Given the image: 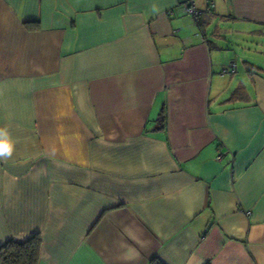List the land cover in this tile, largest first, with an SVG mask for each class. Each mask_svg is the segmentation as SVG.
Returning a JSON list of instances; mask_svg holds the SVG:
<instances>
[{
	"label": "crops",
	"instance_id": "1",
	"mask_svg": "<svg viewBox=\"0 0 264 264\" xmlns=\"http://www.w3.org/2000/svg\"><path fill=\"white\" fill-rule=\"evenodd\" d=\"M181 1L0 0V245L264 264V0Z\"/></svg>",
	"mask_w": 264,
	"mask_h": 264
},
{
	"label": "trees",
	"instance_id": "2",
	"mask_svg": "<svg viewBox=\"0 0 264 264\" xmlns=\"http://www.w3.org/2000/svg\"><path fill=\"white\" fill-rule=\"evenodd\" d=\"M239 90L233 91L229 100L237 98ZM165 114L161 111L158 118L160 124H164ZM41 239L38 234L33 235L23 243L8 240L0 245V264H37ZM151 264H161L153 259ZM206 264H210L209 262Z\"/></svg>",
	"mask_w": 264,
	"mask_h": 264
},
{
	"label": "built area",
	"instance_id": "3",
	"mask_svg": "<svg viewBox=\"0 0 264 264\" xmlns=\"http://www.w3.org/2000/svg\"><path fill=\"white\" fill-rule=\"evenodd\" d=\"M208 1V7L213 8L214 3L213 0H207ZM181 8H183L184 12L192 17L194 21H198L201 11L196 7L195 0H182L181 1ZM236 64L234 62H230L229 65L225 66V68L222 69V74L230 71L234 73L236 71ZM222 156L221 153L217 155L216 159H220Z\"/></svg>",
	"mask_w": 264,
	"mask_h": 264
},
{
	"label": "clouds",
	"instance_id": "4",
	"mask_svg": "<svg viewBox=\"0 0 264 264\" xmlns=\"http://www.w3.org/2000/svg\"><path fill=\"white\" fill-rule=\"evenodd\" d=\"M14 149V141L6 130L0 129V158L10 157Z\"/></svg>",
	"mask_w": 264,
	"mask_h": 264
},
{
	"label": "rangeland",
	"instance_id": "5",
	"mask_svg": "<svg viewBox=\"0 0 264 264\" xmlns=\"http://www.w3.org/2000/svg\"><path fill=\"white\" fill-rule=\"evenodd\" d=\"M236 60L239 61V58H237ZM237 61H236V63H235V64H237L236 66H238V68L241 69L240 66H239L240 63L237 62Z\"/></svg>",
	"mask_w": 264,
	"mask_h": 264
}]
</instances>
